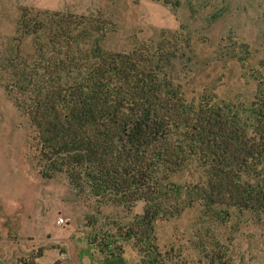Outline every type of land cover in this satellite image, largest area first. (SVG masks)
Returning <instances> with one entry per match:
<instances>
[{
    "label": "trees",
    "instance_id": "16d2710c",
    "mask_svg": "<svg viewBox=\"0 0 264 264\" xmlns=\"http://www.w3.org/2000/svg\"><path fill=\"white\" fill-rule=\"evenodd\" d=\"M151 1L173 14L187 5L191 15L204 11L198 0ZM231 2L205 0L203 65L242 71L243 92L224 96L215 84L188 96L186 80L202 64L182 31L111 51L114 24L102 17L23 7L18 36L0 50V81L28 123L38 174L60 176L98 203L87 249L100 264H186L161 248L157 224L196 204L205 241L201 226L195 247L205 264H235L234 238L221 230H238L244 218L263 226L264 0ZM194 168L195 183L171 182Z\"/></svg>",
    "mask_w": 264,
    "mask_h": 264
},
{
    "label": "rangeland",
    "instance_id": "374dc122",
    "mask_svg": "<svg viewBox=\"0 0 264 264\" xmlns=\"http://www.w3.org/2000/svg\"><path fill=\"white\" fill-rule=\"evenodd\" d=\"M196 2L204 11L191 15L188 5L173 14L169 7L151 0H0V50L18 36L16 22L23 7L102 17L114 24L105 40L111 51L128 47L135 38H152L162 30L188 34L192 50L199 56L197 63L202 64L186 80L188 96L201 93L206 84L217 85L221 96L243 92L242 71L237 66L203 65L209 52L205 48V0ZM231 3L234 6V0ZM222 27L221 23L214 26L212 34ZM28 134L27 121L0 81V264H100L96 251L87 249L91 234L87 223L98 203L82 200L60 176L43 179L32 160ZM199 175L194 168L191 173L173 176L171 182L195 183ZM202 213V206L196 204L180 217L158 223L161 248L180 252L186 264H205L195 247ZM59 218L71 221L60 225ZM220 233L223 238L230 234L234 238L228 254L235 264H264V224L257 228L244 218L238 230ZM200 236L205 241L203 226Z\"/></svg>",
    "mask_w": 264,
    "mask_h": 264
},
{
    "label": "built area",
    "instance_id": "2783aa9c",
    "mask_svg": "<svg viewBox=\"0 0 264 264\" xmlns=\"http://www.w3.org/2000/svg\"><path fill=\"white\" fill-rule=\"evenodd\" d=\"M71 220L69 218H59L58 223L60 225L68 224Z\"/></svg>",
    "mask_w": 264,
    "mask_h": 264
}]
</instances>
